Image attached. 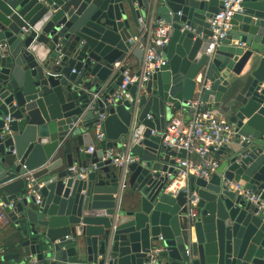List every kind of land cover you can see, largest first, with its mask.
Wrapping results in <instances>:
<instances>
[{"label":"water","instance_id":"obj_1","mask_svg":"<svg viewBox=\"0 0 264 264\" xmlns=\"http://www.w3.org/2000/svg\"><path fill=\"white\" fill-rule=\"evenodd\" d=\"M220 6L0 0V202H16L5 211L16 250L7 264H144L154 247L163 264H264V217L225 185L237 183L264 200V0H244V13L206 57L210 19ZM140 19L171 26L162 50L167 63L106 111L126 57L142 62L139 45L148 33ZM199 76L211 85L202 100L226 113L237 136L218 153L219 170L209 180L190 177L174 194L175 158L184 152L164 148L151 131H163L175 110L190 113L186 101ZM102 114L105 139L87 154ZM125 144L139 158L126 167L127 197L122 169L102 160ZM27 172L42 184L39 205L24 196Z\"/></svg>","mask_w":264,"mask_h":264},{"label":"built area","instance_id":"obj_2","mask_svg":"<svg viewBox=\"0 0 264 264\" xmlns=\"http://www.w3.org/2000/svg\"><path fill=\"white\" fill-rule=\"evenodd\" d=\"M220 2V8L210 19V36L207 38V48L203 53L206 57H210L221 42L228 37L232 30L233 17L243 14L245 10L243 7L244 0H220ZM139 22L143 25L144 31L148 33L146 42L139 45V48L143 50L142 62L137 69L126 67L123 70L119 86L103 102L106 111L115 105V103L124 99L129 86L136 85L140 91L151 75L167 63L162 50L168 42L171 26L165 23L164 20H158L149 25H146L142 19ZM133 40L137 42L139 38L135 37ZM239 46L245 47L243 43H239ZM119 66H121L119 63L115 64L116 68H119ZM196 82V95L186 101V106L190 110L186 121L182 119V115L173 116L163 131L160 133L151 131V136H158L164 148H168L175 153L184 152V157L177 161L174 179L169 187V190L174 194L185 186L190 177L209 180L219 167L218 153L222 148L234 141L237 136L235 126L228 120L220 118L218 112L211 109L208 106L209 104L202 100L204 93L211 90L210 83L205 82L201 76L196 79ZM102 97L103 90L94 94L93 100H101ZM146 118L147 120L151 119L149 115ZM104 120L105 115L102 114L98 116L97 121L94 123L95 142H102L105 138ZM8 121L9 118L6 117L4 119V127H6ZM133 137L136 138L137 143L142 140V137L136 134ZM249 140L250 137L244 138L240 136V142ZM122 147L124 148L122 152H117L113 149L107 150L102 158L103 161L110 159L112 167L124 170L123 180L120 184L121 192L127 188L124 183L126 167L139 161L137 156L131 154L129 145L125 144ZM85 152L93 154L95 152L94 146H89ZM192 155H195L197 160H192L190 158ZM92 169L96 170L95 165H92ZM82 171L84 172V170ZM80 177L83 178L84 174H80ZM23 179L25 182L24 196L32 198L35 204L39 205L41 203L39 191L42 188V184L35 182L31 172H27L23 176ZM225 185L248 201L264 217V200L261 199L259 193L247 190L243 186L233 182H225ZM35 186H37L36 190L34 189ZM196 202L197 198L188 204L187 218L189 219H194L196 216V212L193 209ZM15 203L14 200L8 204L0 202V220L8 224L5 211H12L15 208ZM160 250V247L151 249L148 259L144 264H163L158 258Z\"/></svg>","mask_w":264,"mask_h":264},{"label":"crops","instance_id":"obj_3","mask_svg":"<svg viewBox=\"0 0 264 264\" xmlns=\"http://www.w3.org/2000/svg\"><path fill=\"white\" fill-rule=\"evenodd\" d=\"M155 21L156 20L151 19L149 24H152ZM126 60H127L126 61L127 68L137 69L140 66L135 57L128 55L126 57ZM196 90H197V87L195 88V91H194L192 97H194L196 95ZM208 104H209L208 106L211 109L216 110V112H218V115L220 118L227 120L226 113L223 110H221L216 104H210V103H208ZM174 112H175L174 113L175 115H173V116H181L182 115V119L184 121H186V119L188 117L187 114L183 113L181 110H175ZM166 124H165V126H166ZM94 137H95V132L92 135V145L94 146L95 151H97L98 149H100V142H95ZM104 137H105V133H104ZM113 150L117 151V149H115V148ZM190 158L192 160H197V157L195 155L190 156ZM178 159H180V158H175L176 164H177ZM221 159H222V157L218 155L219 163H220ZM123 171L124 170H122V177H121L122 180H123V175H124ZM122 180H121V182H122ZM122 196L127 197L128 193L122 192ZM17 200H20V195H18ZM14 234H15V229L13 228V226L10 223L7 224V223H5V221L0 220V264L9 263V262L5 261V258H8L9 254L16 253V250L14 249V246H13L14 245L13 244V235ZM2 259H4V260H2Z\"/></svg>","mask_w":264,"mask_h":264}]
</instances>
